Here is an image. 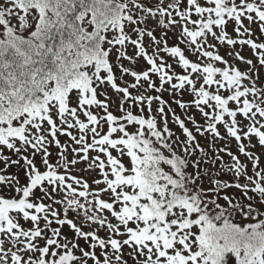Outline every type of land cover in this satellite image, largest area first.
I'll list each match as a JSON object with an SVG mask.
<instances>
[{"label":"snow or ice","instance_id":"obj_1","mask_svg":"<svg viewBox=\"0 0 264 264\" xmlns=\"http://www.w3.org/2000/svg\"><path fill=\"white\" fill-rule=\"evenodd\" d=\"M0 264H264V0H0Z\"/></svg>","mask_w":264,"mask_h":264}]
</instances>
